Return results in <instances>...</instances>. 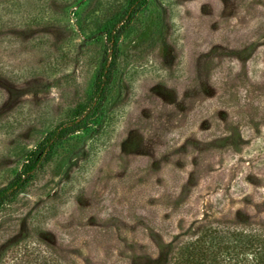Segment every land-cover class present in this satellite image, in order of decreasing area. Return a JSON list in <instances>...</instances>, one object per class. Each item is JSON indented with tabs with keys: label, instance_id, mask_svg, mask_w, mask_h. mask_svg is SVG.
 <instances>
[{
	"label": "rangeland",
	"instance_id": "obj_1",
	"mask_svg": "<svg viewBox=\"0 0 264 264\" xmlns=\"http://www.w3.org/2000/svg\"><path fill=\"white\" fill-rule=\"evenodd\" d=\"M128 13L85 127L0 209V264H169L205 225H264V0H0V188L88 106Z\"/></svg>",
	"mask_w": 264,
	"mask_h": 264
},
{
	"label": "trees",
	"instance_id": "obj_2",
	"mask_svg": "<svg viewBox=\"0 0 264 264\" xmlns=\"http://www.w3.org/2000/svg\"><path fill=\"white\" fill-rule=\"evenodd\" d=\"M137 1L130 0V6H134ZM130 16L131 13H128L125 15V22L120 25L117 22L106 28V50L88 106L76 110L71 121L52 129L28 153L14 180L8 186L0 188V209L5 202L23 190L30 175L48 158L58 143L85 127L86 120L82 115L96 99L101 100L105 95L117 59L118 39ZM20 262L17 264H63L54 251L48 248L33 249ZM169 264H264V225L220 221L205 225L176 248Z\"/></svg>",
	"mask_w": 264,
	"mask_h": 264
}]
</instances>
